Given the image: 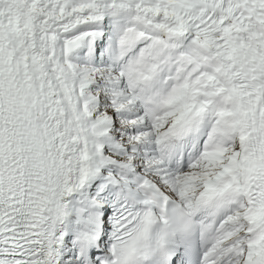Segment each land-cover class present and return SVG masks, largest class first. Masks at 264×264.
I'll list each match as a JSON object with an SVG mask.
<instances>
[{
	"label": "snow or ice",
	"instance_id": "1",
	"mask_svg": "<svg viewBox=\"0 0 264 264\" xmlns=\"http://www.w3.org/2000/svg\"><path fill=\"white\" fill-rule=\"evenodd\" d=\"M0 264H264V0H0Z\"/></svg>",
	"mask_w": 264,
	"mask_h": 264
}]
</instances>
